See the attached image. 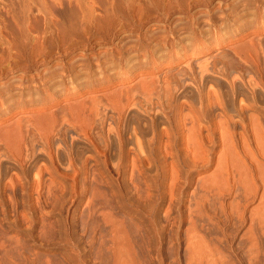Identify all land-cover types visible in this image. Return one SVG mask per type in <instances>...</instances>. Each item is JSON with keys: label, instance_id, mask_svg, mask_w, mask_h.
Wrapping results in <instances>:
<instances>
[{"label": "rangeland", "instance_id": "obj_1", "mask_svg": "<svg viewBox=\"0 0 264 264\" xmlns=\"http://www.w3.org/2000/svg\"><path fill=\"white\" fill-rule=\"evenodd\" d=\"M2 2L7 1L0 0V29L2 23H13L15 15ZM133 2V9L128 8ZM190 2L133 0L110 15L97 10L95 20L66 28L63 38L41 18L43 53H56L69 43L87 47L63 60L67 73L60 68L51 75L46 83L64 75L52 87L34 86L20 94L14 86L0 92L2 264H114L111 219L124 224L135 264L184 263L187 209L198 181L212 175L215 165L192 173L183 164L179 136H186L192 118L200 120L202 136H216L211 144L215 150L221 133L215 122L222 118L238 143L241 134L252 143L253 119L258 118L264 132V0H245L236 9L231 0L227 14L226 5L212 2L197 11ZM170 8L182 11V17L168 18ZM149 16L160 21L143 25ZM124 23L137 30L118 36ZM96 40L109 44L93 47ZM25 45L18 52L4 48L3 54L0 44V62L24 61L35 68L40 57L31 53L28 41ZM70 63L76 67L71 69ZM167 141L178 154L184 182L176 189L174 204L164 167L171 159L161 149ZM134 156L140 170L135 175ZM147 188L153 190L152 201L144 195ZM258 203L255 197L246 204L241 221L207 208L208 217L196 219V227L233 263L250 264L246 216ZM259 250L251 264H264V236Z\"/></svg>", "mask_w": 264, "mask_h": 264}, {"label": "bare ground", "instance_id": "obj_2", "mask_svg": "<svg viewBox=\"0 0 264 264\" xmlns=\"http://www.w3.org/2000/svg\"><path fill=\"white\" fill-rule=\"evenodd\" d=\"M6 1H7L6 4L2 2L1 5L4 6V8H6L5 9L6 12L9 13L11 16L12 13L15 15H13L12 17L13 23L12 22L2 23L0 29V33L2 35L0 36V44L3 46L2 53L3 54L5 53L4 48L6 49V52H12V51L18 52L19 50H25L26 49L25 43L28 41V43L30 44L31 53H33L34 56L40 57L39 58L40 61L35 64V68H32V66L28 63L25 64L24 61H23L24 63L22 61H18V62L15 61V63H12L10 62L12 60H9L8 62L5 60L8 63L7 68L3 66L5 65L4 60L0 62V85H1L0 92L9 90L14 86H18L16 90L18 91L20 90V91L17 93L21 94L22 92L24 93L23 89L25 90V88L27 89L31 87L33 88L34 86L49 87L50 85L52 87V85H54L55 83L59 82L60 80H63L64 75L63 73H60V75L58 74L59 77L51 80L49 83H46L48 78L53 74H57L60 68L61 70H64L65 71L64 74H66L67 69L65 66L68 63H65L63 60L65 58H68L69 56L75 55V53L79 50L82 49L86 50L87 47V45L80 43H69L67 45L62 46L61 50H59L56 53H51V54L43 53L41 51V46H40L41 41L44 38V32L41 31V20H42L41 18L54 25V27H57L63 38L66 34L65 32L66 28L71 26H76L85 19L95 20L96 18L94 17V13L97 10H100V12L104 15H110L115 12V9H118L120 7L124 8L133 0H6ZM212 2H216L215 4H218L219 6L226 5L227 9L224 8L225 9L224 11H226L225 14H227L228 6L230 7V5L228 4L229 2H231V0H191L189 5L191 8H193L194 10L197 9L198 11L205 9L204 7L207 6L208 3L212 4ZM232 2H235V4L233 6L231 4L232 6L231 8L236 9V7L239 6L241 7V5L243 4V2H245V0H232ZM31 3H34V5L32 6ZM130 7L133 9L134 2L130 6H128V8ZM219 11L221 12V10ZM182 15H183L182 11H179L178 9H174V8H170L167 12L168 18L169 17L180 18L182 17ZM141 17L144 16L141 15ZM102 20L103 18H99L96 20V23L100 24ZM144 21L145 22L142 21L143 22L142 24L148 25L151 23L156 24L160 20L158 16H149V17H145ZM119 28L120 29L118 36L120 37L131 36L137 30L135 25H132L130 23H124ZM31 34H33V36ZM108 44L109 43H105L102 40H96L92 43V46L103 47ZM98 49H102V48H98ZM69 65L71 69L72 68L74 69L76 67L75 63H70ZM81 70L83 69L80 68L79 72ZM38 72L42 73V77H43L42 81L38 77L39 75ZM0 95L2 94L0 93ZM195 119L193 118L192 120L190 119L191 125L189 128H187L188 133L185 134L186 136H179V138L181 137L180 139L182 141L181 142L182 148L181 146L180 148L182 149V151H184V156H185V160L183 164H185L186 165L185 167H188L190 171H192L191 169L197 170L200 168L202 169H207L209 167L212 168L211 167L212 165H215V168L212 175H210L208 178H203L198 181L199 182L198 190H196L193 195V205L189 207V210L187 209V211H189L188 212L189 215L187 214L188 226L187 228H185L186 231L184 235L185 251H184V256H182L183 258L181 257L182 261H184L183 264H235L231 261L230 258H228V256L220 248L218 243L208 242L204 234L202 235L197 229L195 220L203 216L208 217L207 208L210 207H213L215 210L220 209L221 210L220 212L222 214L223 213L226 214V212H228L229 216L231 217V221L232 219L238 221L245 220V213H247L245 209H247L246 206H248L246 204L255 197L256 198L258 197L259 207L258 209L256 208L255 210L254 209L251 210L248 216H246V219L248 220L247 222H249V226L246 232L244 233V237L247 242L246 243L247 257L251 264L259 256V251H260L259 240L261 237L264 236V163H263L264 162V134H263L264 132H262L263 128L261 127V123L259 122V120H256L258 118L253 119L251 125L254 133V136H251V138H253L252 143L249 141L248 138L243 136V134H241L242 136H239L238 139L241 138L242 141L238 143L236 139L237 136H232L230 134L232 130L230 129V126L226 125L228 123L227 119H226L227 123H225V125L222 126V122H224L225 120V118H222V121L220 119V123L217 121L219 124L215 122L217 125L219 126L221 125L222 126V127L220 126L221 128H219V126H217L214 123L216 127H218V129H220L221 131L220 136H217V138L219 137L220 139L219 145H217L220 146V149L219 150L217 149L218 150L217 151L211 148V144L214 138L216 139V136H202L203 132L201 131L202 133L201 134L199 131L202 130V128L200 126V129L198 130V125H197V123H199L200 120L198 119L199 122H196L198 120L195 121ZM214 129L216 130V128ZM170 137L172 136H169V138ZM136 143H138V145L140 146L139 142ZM172 143L170 144V142L167 141L164 142L161 146V149L165 153L164 155H167V158L168 156H170L169 159H171L164 166L166 167L165 172L167 173L168 175L167 177H169V181H170L169 199L171 198V204L173 203L172 201L178 200V199H174L176 194L175 192L177 191L176 189H178L177 187H179L180 182L183 180V179L181 180V177L183 176L180 177V170H181L179 164L180 160L176 159V157H178V154H176L177 155L176 156L175 152L173 151L174 148H171L173 146ZM180 154L182 153L180 152ZM164 157L165 156H163V158ZM137 160L138 159L136 157L133 158V168H132L133 175H135L138 170ZM193 172L194 171H192V173ZM187 180L185 179V181ZM186 185L188 186V184ZM48 188H46V190H48ZM147 189L148 191L144 192V195L146 198L150 197V201H152L151 200L152 189L151 190L149 188ZM165 191L167 190L165 189ZM47 192L50 195V189ZM167 192L165 193L167 194ZM179 193L181 192L179 191ZM227 195L231 196L232 197L231 199L233 201L226 203L224 197ZM175 198H178V196ZM228 207L229 210L227 211ZM111 221L113 222L112 224L114 225V232L116 235L115 238L116 242L113 240L115 244H113L114 247L112 249L114 253L113 263L135 264L136 260L134 261L133 258V254L135 252L134 244H132L130 239H127L123 236L122 232L123 231L126 232L124 224H122V222L117 219L115 220L111 219ZM115 223L117 225H115ZM210 239L212 240V238ZM1 243H3V241L0 242V247H4V243L3 244ZM0 264L2 263L0 262Z\"/></svg>", "mask_w": 264, "mask_h": 264}]
</instances>
